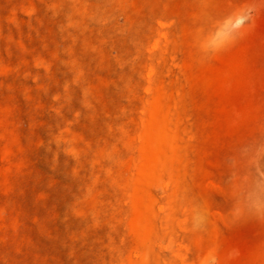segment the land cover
Wrapping results in <instances>:
<instances>
[{
    "label": "rangeland",
    "instance_id": "rangeland-1",
    "mask_svg": "<svg viewBox=\"0 0 264 264\" xmlns=\"http://www.w3.org/2000/svg\"><path fill=\"white\" fill-rule=\"evenodd\" d=\"M0 264H264V0H0Z\"/></svg>",
    "mask_w": 264,
    "mask_h": 264
}]
</instances>
